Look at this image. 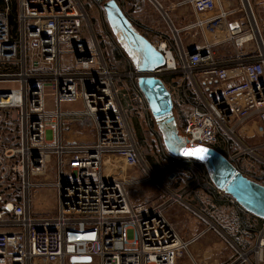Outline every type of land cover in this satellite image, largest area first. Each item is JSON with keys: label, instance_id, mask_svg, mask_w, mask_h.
Returning a JSON list of instances; mask_svg holds the SVG:
<instances>
[{"label": "built area", "instance_id": "obj_1", "mask_svg": "<svg viewBox=\"0 0 264 264\" xmlns=\"http://www.w3.org/2000/svg\"><path fill=\"white\" fill-rule=\"evenodd\" d=\"M10 1L0 11V264H64L70 255L97 257L101 264H176L186 247L165 206L148 194L132 197L130 186L141 180L121 172L140 163L129 117L147 109L151 114L144 94L139 87L115 86L117 75L97 37L85 35L81 0H18L16 32ZM175 1V8L189 6L197 15L189 29L226 34L193 55L163 41L166 64L153 73L188 74L193 105L181 116L179 132L192 147H214L250 119L264 123V41L231 3ZM227 43L235 55L219 62L213 48ZM49 89L56 111L48 109ZM184 95L174 106L185 107ZM77 100L84 102L83 113L62 112L63 103ZM78 122L90 124L94 141L64 138L67 123ZM254 151L244 147L235 158ZM106 158L120 170L109 177ZM180 178L178 170L170 171L165 188ZM42 189L56 191V209L37 219L45 214L32 203ZM180 195L173 194L175 200Z\"/></svg>", "mask_w": 264, "mask_h": 264}, {"label": "rangeland", "instance_id": "obj_2", "mask_svg": "<svg viewBox=\"0 0 264 264\" xmlns=\"http://www.w3.org/2000/svg\"><path fill=\"white\" fill-rule=\"evenodd\" d=\"M116 1L134 26L157 46L166 41L176 52L179 51V47L192 50L206 41L214 44L226 36L224 33L211 34L206 30L195 28L184 30L189 23L194 22L195 16L190 8H175V0ZM221 1L224 6L230 2L234 8L241 10L240 16H243L247 22L251 20L254 24L245 0ZM81 2L88 15L85 35L97 37L107 64L117 75L115 86L138 87L136 69L108 25L104 4L96 0H81ZM250 2L258 22L259 37L256 32V38L259 42L264 40V28L261 24L262 19L264 20V7L256 0ZM175 30L180 32L177 33ZM213 50L219 62L230 61L235 55L232 43L215 44ZM158 76L170 92L180 89L181 92L190 94L192 91L188 74L185 72L172 74L162 71ZM47 102L48 109L56 111L57 104L52 89L48 90ZM190 109L189 106L183 108L185 112ZM61 110L65 114L83 113L85 105L82 100L65 102L61 105ZM174 113H177L181 120L178 108L175 107ZM151 117L148 109L142 116L134 114L129 117L132 128H135L134 132L140 148V163L133 169L122 167L121 172L141 180L140 183L130 186L132 197L137 194H148L154 203L165 206L167 219L179 234L181 241L188 244L183 248L176 264H264V246L261 245L264 239V220H253L235 211L217 210L213 202L215 198L211 197L210 192L215 194L219 189L211 182L205 166L194 159L171 155L166 150L163 137ZM66 129V133L63 134L66 140L86 143L94 141L88 122L67 123ZM244 147L254 148L255 151L253 154H244L235 158ZM212 148L224 154L247 178L264 186V123L260 118L246 121L237 130L235 137L222 138L219 145ZM115 165L119 169V166ZM172 170H178L181 178L166 189L164 182ZM150 176L151 179H148ZM178 192L181 193V198L175 200L173 194ZM51 195L46 189L40 190L36 197L39 199L38 202L35 199L32 203L33 210L37 213L54 210L55 199ZM223 195L224 192L221 191L216 198ZM229 198L230 201L236 202L231 196ZM64 262V264H101L100 260L93 256L70 255Z\"/></svg>", "mask_w": 264, "mask_h": 264}, {"label": "water", "instance_id": "obj_3", "mask_svg": "<svg viewBox=\"0 0 264 264\" xmlns=\"http://www.w3.org/2000/svg\"><path fill=\"white\" fill-rule=\"evenodd\" d=\"M96 1L104 4L112 33L131 58L136 71L140 74H151L139 77L138 87L147 100L166 150L175 157L201 162L217 189L234 198L247 212L264 220L263 185L247 178L218 150L203 145L187 147V141L180 134L174 115L172 94L163 80L153 75L165 66L164 55L134 26L116 0ZM196 52V49H192L190 55Z\"/></svg>", "mask_w": 264, "mask_h": 264}, {"label": "crops", "instance_id": "obj_4", "mask_svg": "<svg viewBox=\"0 0 264 264\" xmlns=\"http://www.w3.org/2000/svg\"><path fill=\"white\" fill-rule=\"evenodd\" d=\"M249 2H250V0H249ZM256 2H260V3H262L261 2V0H256ZM229 3L230 2H228V5L227 6H224V7H228L229 6ZM250 4H251V2H250ZM232 6V5H231ZM262 6H263V4H262ZM233 7V6H232ZM178 8H190L191 10H192V12H193V15L195 16V19H194V22L197 20V15L195 14V12H194V10L191 8V7H189V6H186V7H178ZM252 8V7H251ZM253 10V9H252ZM253 12H254V10H253ZM255 14V13H254ZM255 18H256V15H255ZM108 22V21H107ZM194 22H192V23H189L188 24V26H186L185 28H184V30H187V29H189V26L191 25V24H193ZM256 22H257V19H256ZM257 24H258V22H257ZM261 24H262V27L264 28V20L262 19V21H261ZM109 25V24H108ZM110 27V26H109ZM261 27V26H260ZM179 31V30H178ZM183 84H184V81H183ZM173 100L176 102L177 101V99L178 98H181V95H184V101H185V99H186V104H185V106H189V107H192V105H193V103L188 99V95H187V93L184 91V92H181V90H177V89H175L173 92ZM176 107V106H175ZM176 108H178L179 109V112H180V115L182 116L183 115V113H185V110H183V108L184 107H180V106H178V107H176ZM175 109V108H174ZM134 114H136L135 112H133L132 113V115L131 116H134ZM175 114V118L177 119V123H179V117H178V115H177V113H174ZM137 115V114H136ZM130 116V117H131ZM138 116V115H137ZM144 118H145V116H144ZM135 124H133V126H134ZM135 129V128H134ZM137 129H138V127H137ZM108 160H110L111 161V158H107ZM212 182V181H211ZM46 190H48V191H50V194H52L51 196L55 199V208H54V210H51L50 212H48V213H44L45 215H42V216H40V217H37V219H42V218H48L50 215H51V213H53L54 211H55V209H56V197H57V194H56V191L54 190V189H46ZM216 192H217V194H220V192H218L217 190H216ZM216 192H215V194L214 193H212V192H210V194H211V197L213 196L214 198H215V200L213 201L214 202V207H216V209L217 210H219V211H224V212H230V211H235V212H237L238 214H245V215H247V216H249V218H251V219H253V220H260V221H262V219H260V218H258V217H256L255 215H253V214H251V213H249V212H247L246 210H244L237 202H232V201H230V198H229V196L228 195H226L225 193H224V195L223 196H221V197H219V198H216V196H217V194H216ZM40 193V191H37V193L35 194V198H34V200L35 199H37V202H38V198H36L37 196H38V194ZM178 194H181V193H179L178 192ZM229 200H228V199ZM34 200H33V202H34ZM33 208V207H32Z\"/></svg>", "mask_w": 264, "mask_h": 264}, {"label": "bare ground", "instance_id": "obj_5", "mask_svg": "<svg viewBox=\"0 0 264 264\" xmlns=\"http://www.w3.org/2000/svg\"><path fill=\"white\" fill-rule=\"evenodd\" d=\"M246 4H247V6H248V11H249V13H250V15H251V17H252V19L254 20V24H255V27H256V32H258L257 31V29H258V24H257V22H256V18H255V14H254V12H253V10H252V8L250 9L249 8V5H248V3H247V1H246ZM176 31V30H175ZM258 37H259V32H258ZM150 41V40H149ZM261 41V40H260ZM264 41V40H263ZM151 42V41H150ZM152 44H154V43H152ZM155 45V44H154ZM262 46H263V42H262ZM155 47H156V49H158L159 50V46H157V45H155ZM166 60V59H165ZM166 64V63H165ZM159 70V69H158ZM157 70V72L155 71V73H159V71ZM141 76H150V75H147V74H140V76L139 77H141ZM138 77V78H139ZM165 84V83H164ZM166 86V85H165ZM168 89V88H167ZM172 94V93H171ZM176 121H177V119H176ZM178 124V123H177ZM179 127V126H178ZM187 147H192V146H190L189 144H187ZM193 147H197V146H193ZM110 162V160H108L107 158H106V160H105V162H104V165H105V176H107V177H109L113 172H115V171H120L119 169H118V167L115 165V163H113L112 162V159H111V163H109ZM108 166H110V167H108ZM182 244H183V247H187V243H183L182 242ZM262 244L264 245V241L262 242Z\"/></svg>", "mask_w": 264, "mask_h": 264}, {"label": "trees", "instance_id": "obj_6", "mask_svg": "<svg viewBox=\"0 0 264 264\" xmlns=\"http://www.w3.org/2000/svg\"><path fill=\"white\" fill-rule=\"evenodd\" d=\"M4 8H5V0H0V11L4 10ZM10 8H11L10 15H9L10 16V22H11V26L13 27V31L16 32L17 28H18V13H19L18 0H11L10 1ZM145 37L148 40H150L147 36H145Z\"/></svg>", "mask_w": 264, "mask_h": 264}]
</instances>
